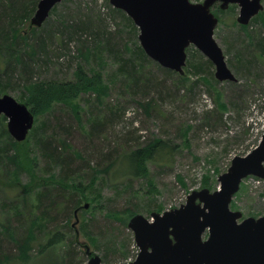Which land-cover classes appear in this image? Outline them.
<instances>
[{"label":"rangeland","instance_id":"1","mask_svg":"<svg viewBox=\"0 0 264 264\" xmlns=\"http://www.w3.org/2000/svg\"><path fill=\"white\" fill-rule=\"evenodd\" d=\"M22 1L29 2V10L36 8L18 25V38L7 44L0 40V97L9 94L24 103L28 80L74 81L79 66L90 76L101 73L103 85L101 95L82 93L75 106L58 104L53 111L37 116L23 143L8 133L7 118H0V148L8 154L0 161V264H86V247L101 257L102 264H131L139 248L128 227L130 218L142 214L150 219L152 212L179 208L193 191H216L218 178L232 159L246 155L261 142L264 0L263 9L248 25L238 23V5H230L235 6L231 11L219 5L212 8L219 18L214 37L237 82L218 81L214 64L190 46L185 75L170 70L173 74L148 57L149 62L141 64L137 86L120 66L121 60L130 59V53L141 46L140 30L110 0H63L41 27L31 25L40 0ZM125 16L136 29L128 26ZM81 22H90V29L74 34L75 25ZM251 37L262 39L261 44ZM41 39H46L45 53L39 48ZM125 46L128 51L118 56ZM244 46L258 57L255 70L259 76L243 74L236 53ZM18 58L29 63L32 76L24 64L15 65ZM190 62L202 64L199 76ZM13 65L14 75L10 73ZM178 76L189 80L181 85ZM206 76L213 81L199 79ZM97 118L103 125L94 135L93 120ZM42 138L57 146L60 154L73 157L70 179H63L67 176L60 165L49 164L39 144ZM150 147L146 174L123 175L130 170L124 153ZM91 157V167L85 166ZM73 182L85 188L83 195L78 191L79 197H75L80 208L76 210L75 204L68 212L50 213L55 220L41 218L35 206L43 191ZM60 208L64 210L65 204ZM231 209L243 217L263 216L264 179H244ZM5 230L11 231L10 235H5ZM32 232L31 238L28 233ZM55 234L63 241L44 250ZM15 241L20 247L28 243L27 259L19 257ZM70 243L76 244L72 263L63 257Z\"/></svg>","mask_w":264,"mask_h":264},{"label":"water","instance_id":"2","mask_svg":"<svg viewBox=\"0 0 264 264\" xmlns=\"http://www.w3.org/2000/svg\"><path fill=\"white\" fill-rule=\"evenodd\" d=\"M63 0H40L31 25L41 27L53 8ZM139 28L145 54L160 66L185 75L187 49L195 46L215 66L218 81L237 82L214 33L222 10L239 6L237 21L248 25L263 9L262 0H110ZM7 118V131L17 142L27 140L35 115L9 94L0 97V118ZM249 176L264 179V135L259 145L244 156H235L218 178L216 191H193L186 203L148 219L136 214L128 222L139 254L131 264H264V216L243 218L231 209L241 183ZM88 208V204L85 205ZM77 213V211H76ZM243 218V219H242ZM208 231V237L204 239ZM86 264H102L101 257L86 247Z\"/></svg>","mask_w":264,"mask_h":264},{"label":"trees","instance_id":"3","mask_svg":"<svg viewBox=\"0 0 264 264\" xmlns=\"http://www.w3.org/2000/svg\"><path fill=\"white\" fill-rule=\"evenodd\" d=\"M36 7H33L29 10V2L25 3L22 0L21 1H15V0H0V40L3 41L5 44L10 43L13 41V39L18 38L16 35L17 27L23 21L24 19L29 18L33 10H35ZM55 9V8H54ZM53 9V10H54ZM235 6H231L228 10H234ZM117 10V9H116ZM35 12V11H34ZM126 17V16H125ZM125 20L128 22V26L132 28V30L136 29L134 24L132 23V20L128 17L125 18ZM130 23V24H129ZM90 22H81L79 24H76L73 30L74 34L83 33V30L90 29ZM105 35L106 32L104 33ZM252 38V37H251ZM31 38H28L27 43L30 42ZM252 39H255L254 37ZM256 40V39H255ZM262 40V39H261ZM261 40H256L257 44H261ZM262 47L260 50V54L262 57H264V40H262ZM46 39H41L40 42V50L42 53H45L46 51ZM125 51H128V48L125 46V50H123V53L117 54L118 56L120 54L124 55ZM10 53V52H9ZM132 53V52H131ZM131 58L127 59L126 61L121 60L123 62L120 66V70L125 72L128 76L133 77L135 80L134 85H138L141 81V77L137 76L140 71L142 70V63L149 62L148 56L145 54L144 50L141 46H138L136 50L133 51L131 54ZM248 56V57H247ZM236 57L238 60V64L241 67V70H243V74L250 78L249 76H259V73H256V65H257V59L258 57L252 53L251 51H248V47L244 46L243 50H238L236 53ZM15 59V58H14ZM23 65L25 67L26 73L29 74V76H32V68L29 65L28 62H23L22 59L18 58L17 61H15V65ZM190 67L193 71V73L197 74L199 76L202 72V64H197V62H190ZM258 66V65H257ZM255 67V68H254ZM84 67L77 68L75 72V80L74 81H41V82H34L32 80L27 81V87L28 92L25 91V95L23 97H26V105L30 108V110L35 115V119L37 116H41L44 114H47L51 111H53L54 107L58 104H63L66 106H70L73 104L75 106L74 101L79 99L82 93H98V95H101L102 92L100 91L103 85V80L101 73H95L94 75H89L86 71V69H83ZM14 69H16L13 65L11 68V74L14 75ZM165 70V69H164ZM168 71V69H166ZM189 70V74L192 72ZM170 71V70H169ZM172 71V70H171ZM170 71V72H171ZM173 73V72H171ZM174 74V73H173ZM210 76L206 77H200L199 79H203V81L209 80ZM211 79V78H210ZM8 80L11 82L12 80L8 78ZM189 79L183 78L181 76H178V82L181 85H185L188 82ZM212 80V79H211ZM213 81V80H212ZM197 83V82H195ZM195 83H192L190 85L194 86ZM72 105V106H73ZM74 111V110H73ZM94 124L92 126V131L94 135H96V132H99V127L103 125V122L101 119H95L93 120ZM46 129V128H45ZM45 129L42 130L43 134L46 132ZM41 143V147L43 149V153L49 162V164L61 166L63 170L66 172V176L63 179H70V172L73 157H70V155H64L60 154L58 152L57 146H55L50 140L46 141L43 138L40 140L39 144ZM158 143V142H157ZM154 147L155 145H151V147ZM163 146V142L160 141V147ZM145 148V149H137L132 152H126L124 153V158L127 159L128 165L130 167L129 171L123 172V175L131 176V177H140L143 173L146 174L145 170V158L149 157L151 155V152L149 150H152V148ZM164 149V146L162 147ZM2 155V156H1ZM3 156H8L6 150L4 148H0V161H3ZM2 157V160H1ZM92 161L89 159V162L85 164V166L89 165ZM112 164V163H111ZM110 164V165H111ZM110 165L107 166V169L110 167ZM143 174V176H144ZM62 178V177H61ZM66 181V180H64ZM71 188L75 189L74 192H72ZM84 187L81 185H77L75 182L73 184L68 185V183L64 185H60L59 187L52 188L47 187L46 190L43 191V193L39 196V205L35 206V209L38 212V215L41 214V218L43 219H49L55 220L53 217L50 216V213H55L57 215L68 212L69 210L74 209L77 204L78 206L75 208L76 210L80 208V202L76 200V198L79 197V192L81 195L84 194ZM71 191V192H70ZM79 191V192H78ZM76 197V198H75ZM86 198V197H85ZM62 204H65L64 210H62L60 207ZM42 209V210H41ZM58 210V213H57ZM37 215V216H38ZM11 232V231H10ZM10 232L8 230H5V235H10ZM3 233H0V236ZM29 237H33V232L28 233ZM60 234H55L51 237L49 240V244L46 246L44 250L47 249H54L55 245H58L57 243H61L63 240L59 239ZM20 244V243H19ZM17 241H15V245L17 250H19V257L22 258L26 256L27 259L29 257V247L27 244L22 247L19 246ZM76 248V244L70 243L68 246V249L64 253V259L72 263L74 261V249ZM0 249H3L2 245L0 246ZM44 250L41 252L40 255L43 254ZM115 250V249H114ZM24 259V258H23ZM52 264V263H50Z\"/></svg>","mask_w":264,"mask_h":264},{"label":"flooded vegetation","instance_id":"4","mask_svg":"<svg viewBox=\"0 0 264 264\" xmlns=\"http://www.w3.org/2000/svg\"><path fill=\"white\" fill-rule=\"evenodd\" d=\"M217 5L220 6V3H216V4L213 6V8L216 7ZM263 216H264V215H263ZM250 217H253V216H250ZM259 217H261V216H259ZM243 218H247V217H243ZM243 218H242V219H243ZM255 218H258V217H255ZM206 233H208V231H207ZM206 233H205V234H206ZM204 236H205V235H204ZM208 236H209V235H208ZM208 236H207V237H208ZM207 237H206V238H207ZM206 238H204V239H206Z\"/></svg>","mask_w":264,"mask_h":264}]
</instances>
